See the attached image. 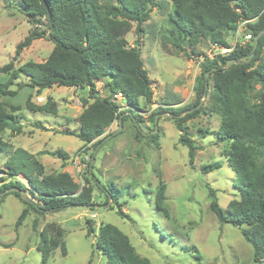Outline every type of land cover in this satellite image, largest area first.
I'll return each mask as SVG.
<instances>
[{"label":"rangeland","instance_id":"374dc122","mask_svg":"<svg viewBox=\"0 0 264 264\" xmlns=\"http://www.w3.org/2000/svg\"><path fill=\"white\" fill-rule=\"evenodd\" d=\"M155 1L160 7H152L149 19L142 23V32H137L136 23L131 22L126 34L130 45L139 43L143 65L151 79V102L147 104L140 99L139 108L131 110L137 117L136 123L127 117L121 132L108 135L118 128L115 120L105 130L104 135L108 136L101 144L95 149L91 144L81 149L83 142L78 137L62 131L78 130L76 118L82 110L81 99L88 98L86 89L53 85L38 93L23 86L10 100L20 107L15 112L20 117L16 123L19 129H7L2 134L7 151L0 152V185L10 181L26 185L22 174L9 175L5 165L14 149L22 148L43 165L44 173L67 171L80 185L88 178L94 187L95 204L44 214L29 208V213L16 226L18 215L28 206L11 191H5L0 199V264H41L39 234L44 226L49 227L48 247L57 243L45 264H104L105 258L99 251L91 253L93 237L86 236L87 219L95 229L102 222L116 225L128 236L136 253L148 258L150 264H264L253 261L252 247L240 230L219 222L209 208V189H214L222 208L230 199L240 196L235 174L224 156L225 143L214 135L219 116L200 111L184 122L189 137L198 146L190 162L187 148L178 142L180 131L170 112L195 102L202 55L213 57L215 46L203 37L196 44L188 40L176 44L162 37L161 22L170 9V1ZM37 27L29 22L19 0H0V66L12 60L16 69L26 61L45 60L53 44L44 37L33 40L14 58L16 44L30 30L43 28ZM224 38L234 46L235 33L228 31ZM8 80L9 73H0V84ZM104 81L95 82L96 96L107 94ZM18 82L28 80L21 75L12 80L9 88L16 89ZM205 87L208 88L207 83ZM28 96L35 105H42L48 99L55 101L56 114L27 109ZM206 99L202 97L201 103ZM115 102L121 111L126 113L129 109L125 99ZM159 108L165 112L157 113L156 122H152L150 115ZM152 134H156L154 142L150 141ZM56 150L64 151L68 157L63 159L53 154ZM216 161L221 162L220 168L203 171L204 165ZM160 181L165 184L167 215L154 209L155 190ZM108 183L112 184V190L118 189L115 201L100 188L108 187ZM25 193L32 201L39 202L28 190ZM118 208L128 217L119 216ZM61 240L65 244L64 256Z\"/></svg>","mask_w":264,"mask_h":264},{"label":"trees","instance_id":"16d2710c","mask_svg":"<svg viewBox=\"0 0 264 264\" xmlns=\"http://www.w3.org/2000/svg\"><path fill=\"white\" fill-rule=\"evenodd\" d=\"M169 1L170 9L161 22L162 37L176 44L185 40L196 44L203 37L213 44L230 48L227 53H217L211 58L202 55L195 102L182 109H170V112L180 131L178 142L187 148L190 162L198 146L189 137L184 122L200 111L219 116L214 135L219 142L225 143L224 156L235 174L240 196L230 199L222 208L214 189H209V208L219 222L229 223L240 230L252 247L254 262L264 261V0ZM19 4L29 22L43 28L30 30L16 44L14 58L35 39L44 37L53 46L42 62L26 61L13 69L11 60L0 66V73H9V80L0 84V152L7 151V144L2 139L4 131L19 129L16 123L20 117L15 112L20 107L10 100L23 86L36 89L38 93L53 85L87 90L88 98L81 99L82 110L76 118L78 130L62 131L78 137L83 142L81 149L88 144L95 149L106 136L114 134L104 135V132L119 118L121 125L127 117L135 119L136 123L137 117L131 110L139 108L140 99L147 104L151 102V79L144 68L139 43L130 45L126 34L131 22L136 23L137 32H142V23L149 19L152 7H160L159 3L155 0H19ZM242 21H246L244 32L251 34V40L245 45L230 46L224 34L228 31L234 33ZM229 60L234 62L227 67ZM238 60L241 62L235 63ZM21 75L28 82H18L16 89H10L12 80ZM104 79L107 94L96 96L95 82ZM117 92L127 103L129 109L126 113L119 110L120 106L113 99ZM202 97L207 98L205 103H201ZM56 106L51 99L42 105L32 103L29 96L25 101L27 109L46 114L55 115ZM188 109L192 110L185 113ZM164 110L159 108L152 112L151 121L155 122V115ZM155 137L156 134L150 135V141L154 142ZM53 154L63 159L68 157L62 150ZM5 165L9 175L22 174L26 185L18 181L0 185V199L8 188L14 187L28 190L39 201H25L19 191H11L28 206L21 210L16 226L29 213V208L44 214L95 204L94 187L88 178L80 185L67 171L44 173L43 165L22 148L14 149ZM220 167L221 162L216 161L202 169L207 173ZM111 185L108 183V187L100 188L115 201L118 189L112 190ZM164 200L165 184L160 181L155 190L154 209L167 215ZM117 214L128 217L120 208ZM86 223V236L93 237L91 253L99 251L105 258L104 264H150L148 258L136 253L128 236L116 225L102 222L95 229L90 219ZM48 228L44 226L39 234L41 264L46 263L52 248L57 246L53 243L51 248L48 247ZM60 248L64 256L63 240Z\"/></svg>","mask_w":264,"mask_h":264},{"label":"built area","instance_id":"2783aa9c","mask_svg":"<svg viewBox=\"0 0 264 264\" xmlns=\"http://www.w3.org/2000/svg\"><path fill=\"white\" fill-rule=\"evenodd\" d=\"M246 21H242L238 24L237 28L235 29L234 33H235V44H240V45H245L247 42H249L251 40V34L250 33H245L244 32V29L245 27H241V25H245ZM214 46H215V50H216V53L214 54H217V53H220V54H224V53H227L228 51H230V48L228 47H223V46H220L218 44H215L214 43ZM113 99L114 101L117 100V99H123V96L120 92H117L115 94H113ZM37 100L40 101L41 100V97H37ZM121 107H119V110H120Z\"/></svg>","mask_w":264,"mask_h":264},{"label":"water","instance_id":"95a60500","mask_svg":"<svg viewBox=\"0 0 264 264\" xmlns=\"http://www.w3.org/2000/svg\"><path fill=\"white\" fill-rule=\"evenodd\" d=\"M256 38H257V37H256ZM233 62H234L233 60H229V61L227 62V67H229ZM239 62H241V61H239V60H238V61H235V63H239ZM188 110H192V109H188ZM188 110H187V111H188ZM130 114H131V112H130ZM154 121L156 122V117H155ZM120 129H121V119L119 118V120H118V128H117L114 132H117V131H119ZM13 190H17V191H19V192L21 193V195H22V198H23L25 201L29 200V198L27 197L25 191H23V190H18L17 188L12 187V188H8L6 191H13Z\"/></svg>","mask_w":264,"mask_h":264}]
</instances>
